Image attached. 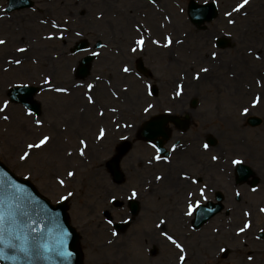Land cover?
<instances>
[{
  "label": "rangeland",
  "instance_id": "obj_1",
  "mask_svg": "<svg viewBox=\"0 0 264 264\" xmlns=\"http://www.w3.org/2000/svg\"><path fill=\"white\" fill-rule=\"evenodd\" d=\"M32 1L30 8L8 12L7 0H0V39L7 41L5 45H0V102L8 99L9 86L26 82L39 87L36 99L42 107L39 117L27 116L19 104L9 105L8 121H4L3 114H0V159L22 177H28L31 173L30 180L39 192L53 203L59 201L60 196L66 195L69 190L77 193L76 197L66 202L70 220L81 234L80 245L84 264H178V250L159 234L156 236L150 231L153 224H156L153 223L154 219L163 214V210L168 213L165 206L172 204L175 199V195L171 199L163 196L150 197L155 176L163 174L165 177V161L153 160V163L149 164L148 161L155 156L153 149L149 150L148 145L136 142L134 129H123V135L131 139L132 145L124 152L120 162L126 175L125 182L117 185L107 168V161L117 155L118 144L112 143L108 138L97 141L95 136L99 127H108L106 115L110 113L111 107L123 108L122 116H119L121 123L132 121L135 124L142 117L149 116L141 112L142 106L148 102L157 105L150 114L153 115L168 108L176 111L174 105L194 98L199 104L207 106L208 103L210 110L202 125V131L199 124H193L180 140H199L202 135L205 138L206 133H216L218 145L210 147L209 150L213 152H209V156L220 152L222 160L219 161L217 169L221 181H228L231 177L233 165L228 162L231 159L229 157H241L253 167L260 177L257 191L251 192L256 219L252 218L251 229L237 236L236 230L245 222L228 218L225 213L208 222L199 231L192 229L190 217L185 216V221L180 223L184 226L183 229H177L174 220L169 221L173 228L171 234L179 237L186 245L189 256L187 264H264V239H257L258 231L264 228V213L259 211L264 207V7L257 6L247 17L233 14L232 18L237 21L235 25L241 34L240 37L243 39L244 35H247V39L240 42L231 35V25L228 23L230 18L224 15L236 4L230 1L219 0L217 16L209 22L197 25L191 21L188 13L191 0H157L156 5L151 4L150 0H107V8L102 2L105 22L109 27L113 25L118 28V33L115 31L117 37L125 38L127 34H133V26L139 22L143 28L151 29L152 39L162 42L165 32L170 31L174 33L173 38L178 35L186 39L197 38V45H174L166 53L164 48L147 43L144 51L132 54L129 48L134 38H139L138 33L135 32L127 41L118 42L122 44L119 46H116L106 33L103 35L106 42L101 40L107 47L95 50L101 55L96 57L91 75L86 79H77L73 75V66L81 54L75 55L74 60L69 59L64 55V50L68 52L69 46L66 37L59 39L55 36L51 40L44 37L50 33L56 34L57 31L60 34L73 20L76 33H85L82 29L89 28L95 19L96 11L92 10L95 5L92 4L102 0ZM259 1L263 3L264 0ZM132 3L133 18L130 14ZM138 4L141 8H138ZM180 8H183V12H180ZM249 9H252V6ZM122 10L123 16L120 14ZM116 12H119V16ZM148 15L152 16L151 22ZM165 15L171 16V23L164 20ZM45 20L48 23H41ZM53 20L62 25L56 32L51 26ZM162 24L164 27H161ZM258 25L261 27H257ZM119 32L123 37L119 36ZM185 33H188L187 37ZM220 34H230L233 41L229 47H216L214 40ZM78 37L76 35V38ZM260 39L261 43H256L255 40ZM57 44L58 49H55ZM19 47H26L29 51L19 53L16 51ZM239 50L252 60L243 61L238 56ZM212 51L218 53L215 60L210 56ZM257 52L261 53L259 60L255 59ZM139 57L143 58L152 72L151 78L137 71L135 62ZM16 58L22 59L23 63H8ZM124 63H128L133 74L121 71ZM201 67H208L209 73H201V79L194 80L193 73ZM135 73H139V76ZM45 74H52L57 85L69 87L70 94L48 91L47 85L43 84ZM96 76H100L99 81L95 80ZM177 82H183L185 89L181 97L174 99L173 88ZM88 83L96 85L92 92L96 100L95 105L88 104L84 95ZM73 84H81L84 87L73 88ZM148 84L158 87V96H147ZM125 86L128 88L127 92L123 91ZM113 92L119 95V99ZM256 95L261 96V103L253 108L251 101ZM48 104H51L49 108ZM243 107H249V114L261 117L263 123L258 127L249 126L246 122L247 116L240 114ZM99 108L104 109V117L98 115ZM15 113L20 116H15ZM36 118L46 122L44 128L38 129L39 135H52L53 140L45 150H34L36 154L31 156L29 161L22 162L18 157L26 143L37 137V128L34 125ZM26 124H29L27 131ZM81 138L87 139L89 145L86 149V159L80 157L77 152ZM68 139L72 140L71 144ZM233 150L237 151V154L233 153ZM246 150H249V157H243L246 156ZM67 151L72 152L71 157L66 155ZM68 170L75 171L77 175L68 177ZM73 178L78 181L76 188L72 186ZM58 179H64L66 187H61ZM164 181L157 183L162 184ZM131 187H136L137 191L141 192L137 200V215L128 214L127 206L120 209L113 207L108 200L109 194L112 193L118 199L128 202L126 196ZM232 190L233 188L229 187V191ZM240 191L243 192L241 187ZM180 197L178 195V199ZM183 198L178 208L182 215L186 210L185 192ZM147 203L152 205L155 211L150 219L147 216L149 210L145 212ZM128 217H132V222L125 223ZM106 219H114L115 223L108 226ZM119 222L122 228L117 230L115 224ZM110 227L120 234L119 237L111 236ZM176 230L181 232L176 233ZM200 238L203 242L211 243V246L208 249L204 247L202 252L197 250L196 245ZM109 239L113 240L111 245L107 243ZM134 240L139 241V248ZM97 247L101 250L98 251ZM221 248L225 251L221 252ZM138 253L146 254L144 262L138 260ZM248 256H252L251 261Z\"/></svg>",
  "mask_w": 264,
  "mask_h": 264
},
{
  "label": "snow or ice",
  "instance_id": "obj_2",
  "mask_svg": "<svg viewBox=\"0 0 264 264\" xmlns=\"http://www.w3.org/2000/svg\"><path fill=\"white\" fill-rule=\"evenodd\" d=\"M207 2V0H205ZM150 3L153 5L157 4V0H150ZM251 7V0H238V2L232 7L230 11H226L224 15L229 17L228 23L231 25L236 24V19L232 18L233 14H239L243 17H247L249 14V8ZM180 12H183V8L179 9ZM164 20L168 23H171V16L165 15ZM41 23H48V21H41ZM67 24V21L64 22ZM51 26L54 29H60L62 25L57 24L56 21L51 22ZM134 30L139 34V38H134L132 45L129 48L130 53L135 54L138 51H144L147 43L156 45L157 47L164 49H171L173 45H183L184 40L177 38L175 41L171 35L164 36V42L161 40L151 38V29H145L143 26L137 22L134 24ZM161 27H164L162 24ZM67 31V28L64 27L61 31L59 39H64L63 32ZM77 36L82 35V32H77ZM187 37L188 33L184 34ZM53 34L50 33L48 36L44 37L46 40L53 39ZM6 40L0 39V45H5ZM99 48H106L107 45L100 43L97 45ZM19 53H27L29 51L26 47H19L16 49ZM88 51V50H84ZM251 54V50H249ZM92 56L99 57L101 53L99 51H92ZM210 56L215 60L218 56L216 51H212ZM261 53L257 52L255 54V59L259 60ZM35 62V61H34ZM8 63H15L16 65H21L23 60L16 58L14 60H9ZM121 71L126 74H133L132 69L129 67L128 63L122 65ZM210 69L208 67H201L199 71L193 73V79L199 81L201 79V73H209ZM82 72L86 74L87 69H82ZM136 76H139V73H135ZM95 80L99 81L100 76H96ZM260 81H257L259 83ZM109 83H111L109 81ZM43 84L47 85V90L55 93H61L65 95L70 94L69 87L63 85H57L54 82V76L52 74H45L43 76ZM17 87L22 89H28V84H20ZM73 88L84 87L81 84H73ZM96 87L93 83H88L86 85L87 91L84 93L88 104L95 105L96 100L93 98L92 92ZM185 85L183 82H177L173 88V98L181 97L184 94ZM42 91L44 89H41ZM124 92L128 91L127 86L123 89ZM155 92V89L152 85H146V94L147 96H152ZM114 96L119 99V95L116 92L112 93ZM21 100L31 101V95L22 96ZM11 101L8 99L0 102V114L4 121L10 119L9 105ZM261 103V96L256 95L251 101V106L255 108ZM25 114L29 117H35L36 113L33 111V108L36 111H39V105L34 101L31 103H24ZM157 107V105L148 102L146 105L142 106L141 112L143 115H150L152 111ZM109 111L112 113H117V107L109 108ZM168 112V117H158L155 120H152L145 127L148 129L149 135L145 138L148 140L149 146L155 149V156L148 161L149 164L153 163V160L159 162L161 160L171 163L169 160V150L164 147V140L168 137V128L167 122L168 119H172V109H166ZM250 112L249 107H243L241 111V116H248ZM98 115L104 117L105 112L103 108L98 109ZM45 120L36 118L34 120V125L38 129H42L45 126ZM135 127L132 121H125L123 123L114 122V128L116 130H133ZM66 130V129H65ZM109 135L108 130L105 127H99L98 133L95 136L97 141L105 140ZM120 140L127 141L129 139L126 135H120ZM53 137L49 134H40L32 142H28L25 145L24 150L19 155V160L22 162L29 161L30 157L36 153L33 150H45L50 143L52 142ZM88 141L85 138L79 140V147L77 149L78 155L82 158L86 157V149H88ZM202 147L205 150H208L209 145L204 143ZM177 144L171 146V151H176ZM163 153V154H162ZM66 155L68 157L72 156L71 151H67ZM212 161H221L222 157L220 155L211 156ZM233 166H239L237 171L243 172L244 160L240 159L238 156L231 158L228 161ZM66 175L68 177H75L77 173L73 170H68ZM26 179H31V173ZM157 181H162L165 179L164 176L157 175L155 176ZM180 180L186 182L188 187L185 190V206L186 210L183 215L187 217H195L196 214H203L205 212H210L211 209H208L205 206V202L208 200L207 191L209 189L208 184H202V181L196 176L183 172L180 176ZM58 183L61 187H66V182L64 179H58ZM252 191H257V188H252ZM77 193L75 191H67L66 195L60 196V201H67L70 198L76 197ZM236 195L239 196V191L236 192ZM141 196V192L137 191L136 187H131L128 190L126 198L130 201H137ZM109 203L111 204H120V200L115 194L110 193L108 197ZM261 213H264V207L259 209ZM245 217H251L252 213L245 211ZM106 224L112 226L115 221L114 219H106ZM125 223L132 222V217H128ZM168 220L158 218V222L155 224V228L158 231L160 237L165 241L169 242L171 245L178 250V264H187L189 259L188 253L186 251V245L182 243L174 234H170L168 230ZM252 227V220L248 219L245 221L242 227H239L236 230V235L239 236L242 233L247 232ZM53 228L60 234L59 237L53 242L51 240ZM110 233L112 237H119V233L110 227ZM218 231V230H217ZM261 233H264V228L260 229ZM71 233L64 227L60 222V215L57 211L47 207L46 205L40 204L36 201L35 197L29 193L28 188L25 185L19 184L11 180L7 173L0 170V264L3 262H9V264H57V258L59 264H65L69 262L71 257L74 255L73 252L68 250L67 242L70 238ZM259 239V237H257ZM109 245L113 243L112 239L107 241ZM221 252H224L225 249L221 248ZM248 260H252V256H248Z\"/></svg>",
  "mask_w": 264,
  "mask_h": 264
},
{
  "label": "water",
  "instance_id": "obj_3",
  "mask_svg": "<svg viewBox=\"0 0 264 264\" xmlns=\"http://www.w3.org/2000/svg\"><path fill=\"white\" fill-rule=\"evenodd\" d=\"M10 3H11L10 9L26 7V6H30L31 5V1H29V0H10ZM190 14H191V16H192L194 21H201L202 19H211L215 15V5L210 4V5L205 6V7L197 8L196 5L192 4L191 8H190ZM30 89L31 88L25 89V91H23V92H25V94H27L29 92H32L33 89H31V90ZM21 92L22 91L19 90V89H15L14 90L15 94L21 93ZM15 98H17V97L15 96ZM23 102H25V101H23ZM252 122L255 123L256 121L252 120ZM148 135H149L148 129L144 130L143 131V137H146ZM1 167L3 169H5L0 164V170L5 172V170H3ZM243 168H244V171L241 172V174H245L243 176H248L249 169L244 167V166H243ZM8 177L11 179V177L9 175H8ZM11 180H13L14 182H17L19 184H22V183L16 181L15 179H11ZM22 185H25L28 188L29 193L32 196L35 197L36 201H38L40 204L46 205L47 207H49V208H51V209H53V210H55V211H57L59 213L60 222L64 225V227L68 230V232L71 233V236H70V238L68 239V242H67L68 250L74 253V255L71 257L70 261L69 262H65V264H81L80 263V252L78 251V249L76 247L78 236L76 235L74 230H72L69 227V223H68L66 212H65V209H66L65 205H58L57 207H53L46 200H44L43 198H40L38 196L37 192L34 190V188L29 183L22 184ZM218 209H215L213 212H210L207 215V217H209L210 215L215 213ZM59 235L60 234L53 228L52 235H51V240L54 242L59 237ZM3 263L4 264H9V262H3ZM37 264H41V262H37ZM57 264H59L58 258H57Z\"/></svg>",
  "mask_w": 264,
  "mask_h": 264
},
{
  "label": "bare ground",
  "instance_id": "obj_4",
  "mask_svg": "<svg viewBox=\"0 0 264 264\" xmlns=\"http://www.w3.org/2000/svg\"><path fill=\"white\" fill-rule=\"evenodd\" d=\"M223 2L224 1H226V0H222ZM264 7V6H263ZM138 8H141L139 5H138ZM254 9H256V7H255V5L252 7V11H255ZM264 9V8H263ZM117 13H119V12H117ZM121 13V12H120ZM148 20L151 22L152 21V16L151 15H148ZM150 24V23H149ZM150 25H152V24H150ZM257 27H261L260 25H258ZM166 35H171V36H173L174 35V33L173 32H170V31H166L165 32V35L164 36H166ZM247 35H244V37H243V39H247V37H246ZM177 38H179V39H183L184 40V44L183 45H191V47H194V46H196L197 45V38H193V39H186V38H184V36H181V35H178V36H176L175 38H173V40L175 41ZM243 39L242 40H238V41H243ZM164 41H162V43H163ZM259 43H261V39L258 41ZM153 45V44H152ZM175 45V44H174ZM173 45V46H174ZM166 50V53H168L169 51H168V49H165ZM169 56V55H168ZM249 60H252V59H249ZM189 157H190V153H184V152H181L179 155H178V157H177V162L179 163V165H191L193 168H195V169H198V167H197V165H195V163H193V162H189ZM185 160H186V162H185ZM188 162V163H187ZM78 181L76 180V178H73V181H72V186H74L75 188L78 186V183H77ZM168 191V186H164L163 188H162V194H164L165 195V193ZM170 195V194H169ZM168 195V196H169ZM167 196V197H168ZM235 215H240V213H239V210H237L236 211V213H235ZM176 222H178V223H181V218H177L176 219ZM97 232V231H96ZM204 241V240H203ZM202 241V239L200 238L198 241H197V243H196V245H197V250H200V251H203V249H204V247H206V249H208L210 246H211V243H207V242H203ZM134 243H135V245H136V247L137 248H139V241L138 240H134ZM189 245V244H188ZM191 245V244H190ZM98 248V247H97ZM202 249V250H201ZM98 251H100L101 249L100 248H98L97 249ZM145 257H146V254L145 253H138V260L140 261V262H144V260H145Z\"/></svg>",
  "mask_w": 264,
  "mask_h": 264
},
{
  "label": "flooded vegetation",
  "instance_id": "obj_5",
  "mask_svg": "<svg viewBox=\"0 0 264 264\" xmlns=\"http://www.w3.org/2000/svg\"><path fill=\"white\" fill-rule=\"evenodd\" d=\"M195 115H198V116L202 117L203 116V112L202 111L195 112Z\"/></svg>",
  "mask_w": 264,
  "mask_h": 264
}]
</instances>
